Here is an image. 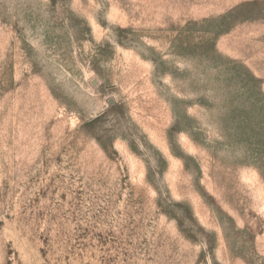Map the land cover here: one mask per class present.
Segmentation results:
<instances>
[{
    "label": "rangeland",
    "instance_id": "374dc122",
    "mask_svg": "<svg viewBox=\"0 0 264 264\" xmlns=\"http://www.w3.org/2000/svg\"><path fill=\"white\" fill-rule=\"evenodd\" d=\"M0 264H264V0H0Z\"/></svg>",
    "mask_w": 264,
    "mask_h": 264
}]
</instances>
